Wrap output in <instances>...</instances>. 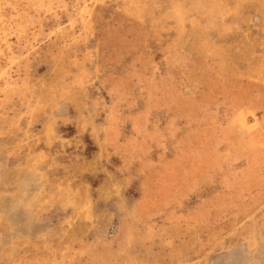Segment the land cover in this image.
Segmentation results:
<instances>
[{"label":"rangeland","instance_id":"obj_1","mask_svg":"<svg viewBox=\"0 0 264 264\" xmlns=\"http://www.w3.org/2000/svg\"><path fill=\"white\" fill-rule=\"evenodd\" d=\"M0 264H264V0H0Z\"/></svg>","mask_w":264,"mask_h":264}]
</instances>
